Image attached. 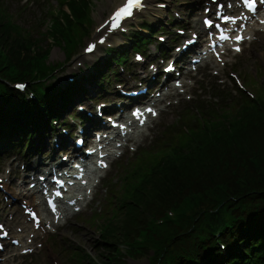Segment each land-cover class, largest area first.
<instances>
[{"label":"trees","instance_id":"16d2710c","mask_svg":"<svg viewBox=\"0 0 264 264\" xmlns=\"http://www.w3.org/2000/svg\"><path fill=\"white\" fill-rule=\"evenodd\" d=\"M71 7L75 16L80 18L82 7L75 3ZM63 15L67 26L63 28L55 24L53 37L56 39H67L65 30L71 26L68 16ZM13 33L15 30L9 28L4 17L0 24V47L8 54L0 60V73L12 81L28 77L33 69L42 71L47 58L46 52L33 53L32 45L26 40L23 42L20 36L11 41ZM195 142L177 152L173 160L163 163L162 173L156 174L152 181L147 182L149 175L145 176L142 187L130 194L131 205H127L129 217L125 216L124 221L111 227L106 234L109 239L107 252L114 251L112 246L117 240L130 242L135 234H141L147 243H152L156 249L155 260L160 259L173 243L174 247H179L176 245L177 237L197 226L195 216L183 219L184 213L181 212L183 220L179 221V229H173L171 235H163L152 228L148 215L161 217L165 210H179L177 206L184 199L190 202V212L199 207L202 213L210 210L216 201L227 200L230 196L240 197L252 189L261 196H255L247 203H264V103L255 110L243 112L231 134L225 128H216L212 142L206 134L198 143ZM238 210L242 212L240 215ZM263 210L264 205L258 208L240 206L232 210V220ZM188 237L183 240L187 243L186 248L195 250L191 241L193 237ZM116 259L115 256L108 258L105 264H121L118 263L120 259Z\"/></svg>","mask_w":264,"mask_h":264},{"label":"rangeland","instance_id":"374dc122","mask_svg":"<svg viewBox=\"0 0 264 264\" xmlns=\"http://www.w3.org/2000/svg\"><path fill=\"white\" fill-rule=\"evenodd\" d=\"M114 1V0H113ZM113 1L111 2L110 6V0H92V15H93V21H92V28L91 30H93L97 24L104 18L107 16L108 12L113 8ZM118 2V0H117ZM8 4V12L11 13L13 16H15L16 11L18 10V5H16L14 3V0H9ZM20 5H25L24 2H20ZM26 4L28 5V10L26 11V15L24 17V20L22 22L21 27H25L26 29L29 30V32L31 33V35L35 38V39H39L41 40L42 46L47 47L49 44L47 41H45V34L44 32L47 30L48 28V22L46 19V15L48 14V12L52 9H56V3L55 0H29V2H26ZM37 28V30L35 32H33V29ZM27 30V31H28ZM45 49V48H44ZM257 49V55L258 57H254V55H246L243 56L241 58V60L239 61V66H237L238 68H244V70L246 71L247 75L249 76L250 74V70L252 65H254L255 68L258 69L259 75L262 77L258 82L259 83H264V43L261 44V46L257 45L256 46ZM80 51H78V53L80 54ZM77 54V56L79 55ZM64 54L63 51L59 48H53L50 52V56H49V60L48 62L51 64H56V63H62L64 61ZM211 84H216V82H214V80H209L207 79L204 82V86L208 87ZM244 84L246 86V88L250 89L251 85L247 80H244ZM235 89V88H234ZM225 90L227 91H232L228 85H225ZM205 92H208V90H206ZM186 98H189V96H185L183 97V99L185 100ZM181 107V106H180ZM176 108L173 110L172 115H167L163 121H160L158 124H156L154 126V129L151 131V137L154 135H157V133H159L161 130L164 129L165 125H169L171 123H174L177 119H178V115H180L182 113L181 108ZM161 120V119H160ZM149 142H147L146 145H148ZM16 157V156H14ZM7 158L4 157L3 161L0 163L1 166L4 167V165L6 164ZM129 160V158L127 159ZM118 170L120 171L121 169L118 167H114L112 169V171L110 172V175H112L113 177H117V174H115V171ZM120 179V174L118 177V180ZM101 194V192H100ZM105 205V201H104V196H101L99 201H96L93 203V212L92 214H94V212L97 210V212H99L100 210L103 209ZM90 214V211H86L83 215V219H87L88 216ZM85 220H74L75 224H71L69 227L67 228H63L61 230H59L56 240H53V238H50L48 245H46L44 247V250L42 251V253L40 254H35L33 257L27 258L26 259V263L27 264H72L71 260H70V256L72 254H68V250L73 246V245H79L77 247L78 249H81L82 247L86 250V253L89 254L91 257H96V252L95 250H93V242L97 239V234L95 231H93L91 229V227L89 225H87V227L84 225L86 224ZM96 223L101 224L99 221H97ZM76 227H78V229L76 230ZM79 230H85L87 231L91 237L90 238H86L85 236L81 235L79 232ZM60 234L66 235L68 236L74 243L73 245L68 244L66 241L61 240L60 238ZM58 244L55 252H53V248L56 247V245ZM146 260H142V261H133V260H128V264H145ZM15 263H21L24 264L25 262L23 260H18Z\"/></svg>","mask_w":264,"mask_h":264},{"label":"snow or ice","instance_id":"6c2138e0","mask_svg":"<svg viewBox=\"0 0 264 264\" xmlns=\"http://www.w3.org/2000/svg\"><path fill=\"white\" fill-rule=\"evenodd\" d=\"M261 3H264V0H260ZM246 5L249 9H253L256 4V0H245ZM145 5V0H125L124 4L113 14L111 20V27L114 29L119 26V23L134 15L136 11L141 10ZM205 23L208 24L209 27H212V24L210 21H205ZM264 23V21H262ZM222 39H228L226 36H222ZM243 39L242 36H237L236 40L237 42L241 41ZM103 43V40L100 41ZM95 45H90L88 47V51H92ZM236 51H240V48H236ZM149 112H152V109H148ZM153 115H155L154 112H152ZM135 115V113H134ZM139 118V117H137ZM106 167V165H103Z\"/></svg>","mask_w":264,"mask_h":264},{"label":"bare ground","instance_id":"6f19581e","mask_svg":"<svg viewBox=\"0 0 264 264\" xmlns=\"http://www.w3.org/2000/svg\"><path fill=\"white\" fill-rule=\"evenodd\" d=\"M123 1H124V0H119V2H120L121 4L123 3ZM120 3H119V4H120ZM119 4H118V5H119ZM118 5H117V6H118ZM195 28H198V26H195ZM103 33H104V31H102L100 34L95 33V36H97V35L100 36V35H102ZM44 38L46 39V37H44ZM35 106H37L36 103H35ZM19 196H22L21 193L19 194ZM21 198H22L23 200H26V201H27V199H26L25 197L22 196ZM22 220H23V218H22ZM24 225H25V223H24ZM42 225H44V222L42 223ZM25 226H26V225H25ZM52 227H54V225H52ZM82 234H83L84 236H89V234L86 233L85 231H82ZM135 236H136V237H139V236H141V234H135ZM63 238H66V237H63ZM119 257H120V256H119ZM119 257H118V258H119Z\"/></svg>","mask_w":264,"mask_h":264}]
</instances>
